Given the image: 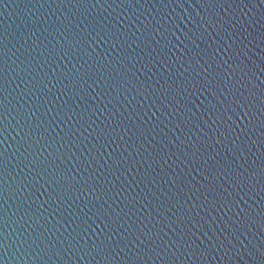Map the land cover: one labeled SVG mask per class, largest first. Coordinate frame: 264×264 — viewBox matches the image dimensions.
<instances>
[{"label":"water","instance_id":"1","mask_svg":"<svg viewBox=\"0 0 264 264\" xmlns=\"http://www.w3.org/2000/svg\"><path fill=\"white\" fill-rule=\"evenodd\" d=\"M0 264H264V0H0Z\"/></svg>","mask_w":264,"mask_h":264}]
</instances>
